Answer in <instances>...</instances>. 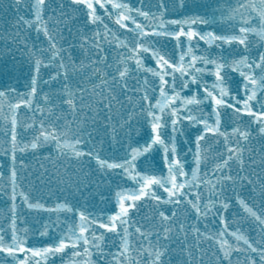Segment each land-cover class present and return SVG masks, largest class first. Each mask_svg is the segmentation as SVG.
I'll return each mask as SVG.
<instances>
[{"label":"snow or ice","instance_id":"obj_1","mask_svg":"<svg viewBox=\"0 0 264 264\" xmlns=\"http://www.w3.org/2000/svg\"><path fill=\"white\" fill-rule=\"evenodd\" d=\"M0 196V264H264V0H0Z\"/></svg>","mask_w":264,"mask_h":264},{"label":"water","instance_id":"obj_2","mask_svg":"<svg viewBox=\"0 0 264 264\" xmlns=\"http://www.w3.org/2000/svg\"><path fill=\"white\" fill-rule=\"evenodd\" d=\"M20 15H24L25 14V10H22L20 13H19ZM16 15V13H15V10L13 9V10H11V11H9V12H7L6 14H5V20L6 21H13V19H14V16ZM5 26H7V24L5 25ZM203 27V26H202ZM215 28V25H213V28H205V30L207 31V30H213ZM33 39H34V34H33ZM41 39H43L42 37H41ZM16 55H17V58L19 59L20 57H19V54L18 53H16ZM43 78L45 79V80H47L48 79V76H47V73H43ZM19 84H20V89H22V90H26V84H27V81L25 80V79H21L20 81H19ZM42 87L44 88V91H48L49 90V86H45V85H42ZM51 87H55V85L53 84V85H51ZM47 155V153H44L43 155L41 154V153H37L35 156H32V155H28L26 158H25V164L26 165H28L29 166V169H28V171H29V173H31V172H34V170H33V168L31 167V166H39V167H37L36 169H35V171L37 170L38 171V169H40L41 167V165H43L45 168H51V161H46L45 159H44V156H46ZM45 191H47V189H45ZM53 191H55V186H53ZM85 198H88V196L87 197H85ZM84 198V199H85ZM6 198L5 197H3V196H0V202L3 204V205H0V207H3L4 206V200H5ZM82 199V198H81ZM96 199H100V196H95L94 198L92 197L91 198V201H90V204L88 205L89 207H91V210H90V208H88V210L90 211V212H92V210H94V211H96L94 208H96ZM83 200V199H82ZM50 203H51V201H50ZM112 205H113V203L111 202V203H108L107 202V208H106V210L105 209H103L101 212L100 211H96V212H93V213H97V214H101V213H107L108 212V210L112 207ZM31 216H34V215H29L28 217H31ZM35 217H39V216H35ZM41 218V217H40ZM44 219L46 220L47 219V217H44ZM39 220V219H38ZM30 221V220H29ZM37 220H35V222H36Z\"/></svg>","mask_w":264,"mask_h":264}]
</instances>
